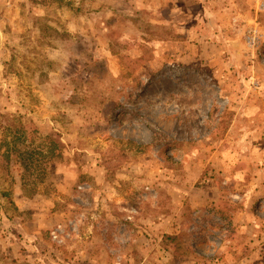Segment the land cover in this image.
<instances>
[{
    "label": "rangeland",
    "instance_id": "rangeland-1",
    "mask_svg": "<svg viewBox=\"0 0 264 264\" xmlns=\"http://www.w3.org/2000/svg\"><path fill=\"white\" fill-rule=\"evenodd\" d=\"M63 260L264 264V0H0V264Z\"/></svg>",
    "mask_w": 264,
    "mask_h": 264
},
{
    "label": "trees",
    "instance_id": "trees-1",
    "mask_svg": "<svg viewBox=\"0 0 264 264\" xmlns=\"http://www.w3.org/2000/svg\"><path fill=\"white\" fill-rule=\"evenodd\" d=\"M26 154L25 153H20L19 154V158H20V160L22 161H25L27 158H26V156H25ZM28 155V154H27ZM29 156V155H28ZM34 155L33 154H31L30 155V158L31 159H33L34 157H33ZM52 157H54L55 158V156H54V154H53V156ZM22 163H24V162H22ZM25 169H26V171H23V172H19L20 174H21V179L23 180V186L25 187V185H26V183H25V173H30L32 176L34 175L36 178H38V176H40L42 173H40L39 172V169H36V167H35V169L33 170V171H30L29 172V170H28V167L26 166L25 167ZM26 189V188H25ZM26 194V193H25ZM24 194V195H25Z\"/></svg>",
    "mask_w": 264,
    "mask_h": 264
},
{
    "label": "crops",
    "instance_id": "crops-1",
    "mask_svg": "<svg viewBox=\"0 0 264 264\" xmlns=\"http://www.w3.org/2000/svg\"><path fill=\"white\" fill-rule=\"evenodd\" d=\"M252 3H253V1H255V0H250ZM19 250H20V248H19ZM19 263V262H18ZM62 264H94L93 263V260H89V262L88 263H84V262H76V261H73L72 263L70 262V261H66V260H63V263Z\"/></svg>",
    "mask_w": 264,
    "mask_h": 264
},
{
    "label": "built area",
    "instance_id": "built-area-1",
    "mask_svg": "<svg viewBox=\"0 0 264 264\" xmlns=\"http://www.w3.org/2000/svg\"><path fill=\"white\" fill-rule=\"evenodd\" d=\"M249 40H250V41H252L253 43L255 42V40H253V39H252V40H251V39H249Z\"/></svg>",
    "mask_w": 264,
    "mask_h": 264
}]
</instances>
